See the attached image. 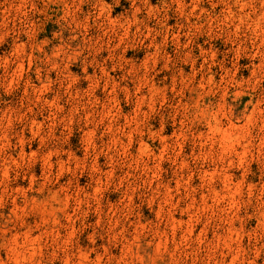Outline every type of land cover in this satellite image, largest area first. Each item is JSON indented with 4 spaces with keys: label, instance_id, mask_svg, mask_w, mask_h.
Wrapping results in <instances>:
<instances>
[{
    "label": "rangeland",
    "instance_id": "obj_1",
    "mask_svg": "<svg viewBox=\"0 0 264 264\" xmlns=\"http://www.w3.org/2000/svg\"><path fill=\"white\" fill-rule=\"evenodd\" d=\"M0 264H264V0H0Z\"/></svg>",
    "mask_w": 264,
    "mask_h": 264
},
{
    "label": "bare ground",
    "instance_id": "obj_2",
    "mask_svg": "<svg viewBox=\"0 0 264 264\" xmlns=\"http://www.w3.org/2000/svg\"><path fill=\"white\" fill-rule=\"evenodd\" d=\"M13 236H14L13 241L15 242V245H18V235L15 234V235H13ZM14 252H15V251H14Z\"/></svg>",
    "mask_w": 264,
    "mask_h": 264
}]
</instances>
